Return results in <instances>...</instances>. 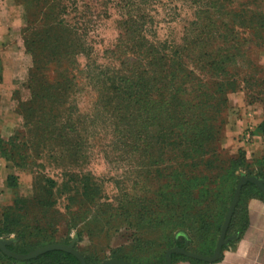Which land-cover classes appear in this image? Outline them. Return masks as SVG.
Here are the masks:
<instances>
[{"label": "rangeland", "instance_id": "obj_1", "mask_svg": "<svg viewBox=\"0 0 264 264\" xmlns=\"http://www.w3.org/2000/svg\"><path fill=\"white\" fill-rule=\"evenodd\" d=\"M60 3L59 9L69 29L83 34L81 39L74 36L78 41L74 42L77 50L82 53L74 56L76 67H71V71L81 81L76 101L69 100L65 104H75L77 110L71 118L63 115L69 119L67 129L73 130L75 121L84 119L78 114H96L95 75L107 72L121 77L125 75L124 63L129 68H136L138 49L133 47L131 38L142 42L146 48L152 43L164 54L163 61L168 63L165 67L154 63L155 70L146 75L147 83L165 94L176 86L188 92L186 98L191 99L194 80L187 82L185 77L173 79L169 76L164 81L161 71L170 70L176 63V50L186 58L181 59L182 64L192 69L188 58L196 57H192V46L185 47V51L181 49L184 40L192 44V39L202 37L201 32H205V26L210 23L217 31L211 39L220 42L223 25L232 21L231 16L249 11L256 15L250 16L249 24L241 30L235 26L238 33L226 34L230 42H244L235 53L239 54L236 57L238 64L230 72L246 81L237 79L239 86L226 91V102L220 107L209 101L207 107L195 105L191 108L194 102H186L189 110L203 113L206 121L196 119L183 124L179 114L174 116L176 110L171 104H159L155 100L146 112L149 115L155 112L153 119L145 121L147 116L141 117L132 132L127 128L116 129L103 117L93 123L92 117H88L75 127V131L86 128L87 132L80 134L82 146L74 160L64 154L58 159L60 149L56 146H52L57 153L55 158L44 150L37 152L33 147L35 139L25 131L18 115L19 121L12 134L15 139L0 144L1 165L9 163L18 172L12 177L11 186L0 192V221L2 209L18 199V207L24 208L15 210L25 215L20 228L25 223L31 226L32 216L42 217L41 224L49 221L58 226L55 233L58 238L71 221L69 226L74 225L70 233L72 240L75 228L85 231L81 240L75 239V243L86 254H94L104 261L114 259L112 251H117L131 262L152 264L161 259L164 250L171 248L167 233L173 228L178 229L177 220L181 216L185 226L188 224L189 227V231H181V228L176 231V234L182 232L185 235L182 246L185 245L188 251L210 256L235 177L240 174V177L256 176L264 180V134L260 130L264 123V100L260 99L261 96L264 98V0H61ZM0 10L17 24L21 23L9 28L2 43L3 50L19 54L13 59L17 77L13 79L11 100L2 105L15 111L14 91L18 90L21 100L28 96L23 85L31 58L24 52L25 39L20 31L24 25L22 7L14 0H0ZM246 39L248 41H244ZM85 79L89 84L84 82ZM203 80L210 83L208 79ZM185 108L178 106L177 113ZM195 124L213 128L212 140L203 141L207 145L199 150L193 141L195 136L189 131ZM79 138L75 139L79 141ZM68 144L66 141L63 147L67 148ZM234 165H238L237 171L232 174ZM35 192L47 200L44 210L24 202ZM242 205L248 222L244 233L235 230L227 233L226 236L237 237L222 249L219 260L206 264H220L226 254L234 252L250 229L264 230V200L244 196ZM191 208L203 210L201 217L189 216ZM150 219L158 225L147 235L151 241L144 244L142 238L146 235L143 234L151 230H145L143 226ZM4 238L14 240V235ZM259 247L264 250V244ZM175 264L191 263L178 260Z\"/></svg>", "mask_w": 264, "mask_h": 264}, {"label": "trees", "instance_id": "obj_2", "mask_svg": "<svg viewBox=\"0 0 264 264\" xmlns=\"http://www.w3.org/2000/svg\"><path fill=\"white\" fill-rule=\"evenodd\" d=\"M14 1L16 5L22 7L24 13V25L21 26L20 31L25 39L24 52L31 58V64L28 68L27 77L23 85L28 92V96L25 100H21L18 90L14 91V97H16L17 101L15 111L20 116L25 131L32 134V137L35 139L33 147L37 148V152L41 153L42 150H44L46 154L53 155L52 157L55 158L57 153L54 151L55 147L53 148L52 146H56L60 149L58 151V159L64 154V157H69L68 159L70 160H74L75 157L77 158L78 150L82 146L81 132H87L86 128H80L83 131H75V127L83 124V121L88 119V117H92V123L95 119L103 117L104 119L110 120L111 124L116 129L127 128L128 132H132L135 126L139 125L141 117L147 116L146 119H153L155 112H151L150 115L146 112L149 111L152 107L150 106L151 103L155 100V103L171 104L176 110L175 113H173L174 116L177 117V114H179L183 124H189L196 119H199V121L202 119L206 121L203 113L201 114L199 112V114H196L192 110H189L187 107L188 103L186 102H194L191 108L195 105L207 107L206 104H209V101L215 102V107H220L226 102L224 98L226 91L235 89L239 86L237 79L240 77L236 78L230 71L238 64V62H236V57L239 54L235 55V53L240 50V47L244 44V42H230V40L226 38V34L240 32L235 29V26L237 29L241 30L242 27H246V24H249L248 21L250 20L248 19L250 16H256L249 11L242 13L245 16L234 13V15L231 16L232 21L223 25V40L220 42H215L211 39L215 36L217 31L216 27L214 29V26L210 23L205 26L207 30L201 32L204 35H201L202 37L193 38L192 44L184 40L181 49L185 51V47L192 46V52L194 53L192 57H196L188 58V62L192 69H187L182 64L181 59L186 58L181 55L179 50L174 52V54H176V57H174L176 63L173 64L170 70L166 72L161 71L164 74V81H166V78L169 76H172L173 79L185 77L187 82H192L194 80L195 88L192 89L193 94L191 99L186 98L188 92L176 88V86L170 93L167 92L165 94L158 92L151 84L147 83L149 80L146 79V75L149 71L155 70L152 66L154 63L163 64L164 67L168 66V63L163 61L165 58L164 54L155 49L156 47L152 43L146 48L142 42H137V40L131 38L134 43L133 47L138 49L135 61L136 68H129V66L126 65L127 63H124L123 68L125 70V75L121 77L112 76V74H108L107 72L95 75V80L93 82L96 95L94 107L96 108L95 117L92 116L93 113L90 115L78 114L84 119L75 121L76 124L74 129L71 130L66 127L69 119L64 118L63 115L67 118H71L72 114L77 111L74 107L75 104L68 106H65V104H67L69 100L75 102L77 94L79 93L78 89L81 79L72 74L71 67H76L74 56L79 52L82 53L81 50H77V46L74 42L78 41L74 36L76 35L81 39L83 34L69 29L67 23L64 21L63 13L59 9L61 0ZM255 1L256 0H253V2ZM253 27L256 28V25ZM135 31L136 30L133 32L135 33ZM244 41L248 40L246 39ZM243 56L244 54L242 53L241 58H243ZM159 76L160 75L157 74V77ZM203 79H208L210 83L208 84ZM171 81L172 80H170V82ZM239 81L245 82L246 80L243 77L240 78ZM84 82L89 84L86 79ZM261 97L260 99L263 101L264 98L263 96ZM178 106H186V108L181 110V113H177ZM218 110L220 111V108H218L217 111ZM106 116L108 117L106 118ZM145 121H148V119ZM196 125L197 124L190 127L189 131L192 136H195L193 141L197 143L195 147L199 150L207 145L203 141L208 143L212 140L211 133L213 128L206 125ZM65 128L67 129L66 131ZM260 130H262V134H264V123L260 126ZM78 136L80 137L79 141L75 139ZM13 139H15V137L11 136L7 141H12ZM66 141H68L69 144L67 148H64L63 144ZM2 143H6V141L0 139V144ZM211 149L212 151L215 150L214 147H211ZM0 152L2 154L1 147ZM234 166V169L231 170L232 174L237 171L238 165ZM239 175L235 177L229 200L221 213V218L223 219L236 183L240 178ZM12 177L13 176L7 178L6 184L8 187L11 186L10 182H12ZM214 192L216 193L217 191ZM244 196L259 197L264 200V194L256 186L250 182L246 183L241 189L240 199L232 214L227 233L235 230L243 234L247 228V216L242 207ZM24 202L28 205H33V208L41 210H44L48 205L47 200L42 199L36 192L29 199H25ZM22 208L21 206L18 207V199H14L11 206L8 205L5 209H2L0 238L14 235V242L7 247L8 250L17 254H26L40 246L53 243L68 244L72 240L70 233L73 231L72 228H74V225L69 226L71 221H68L67 228H63L66 231L62 237L58 238L55 236L58 226L49 221H46L45 224H41L42 217L32 216V225L30 226L28 223H25L22 225V228H20L21 223L25 219V215H20L15 209L21 210ZM191 211L192 214L187 215L200 218L203 214V210L197 211L196 208H191ZM157 225L158 222H153L152 219L145 222L143 227L146 228L145 230L151 231H145L146 233L143 235H146V237H141L144 244L151 241L148 239L147 235H150ZM186 226L183 218L179 216L176 227L178 229L181 228V231H189L188 224ZM201 228H204V226L202 225ZM178 229L175 230V228H173L167 233L171 245L169 247L171 248L174 246L183 247L182 244L185 242L186 238L182 232L180 233L181 235L176 234ZM74 231L75 239L81 240L85 231L83 229L76 230V228ZM158 244H160V242ZM74 248L82 254L86 264H99L102 262L101 259H97V256H94V254H86L81 251L76 243ZM165 251L166 250L161 254V259L152 264H165ZM112 258L130 261L128 257L117 251H112ZM171 260V264H175L178 260H187L191 264H206L203 261L188 258L180 254H172ZM0 263L80 264L76 257L62 250H51L26 261H18L0 252Z\"/></svg>", "mask_w": 264, "mask_h": 264}, {"label": "crops", "instance_id": "obj_3", "mask_svg": "<svg viewBox=\"0 0 264 264\" xmlns=\"http://www.w3.org/2000/svg\"><path fill=\"white\" fill-rule=\"evenodd\" d=\"M18 24L21 23L18 22ZM18 24L16 20L11 19L9 14L0 10V139L3 141H7L12 136L19 121L16 111L10 107L2 106L8 104L12 97L13 79L14 76L17 77L14 74L13 59L19 54L12 52V50H3L2 43L9 28ZM17 173L11 164L1 165L0 192L6 190L7 178L15 176ZM263 244L264 230L253 231L250 229L242 237L241 242L237 244L234 252L226 254L220 264H264V250L259 247Z\"/></svg>", "mask_w": 264, "mask_h": 264}, {"label": "water", "instance_id": "obj_4", "mask_svg": "<svg viewBox=\"0 0 264 264\" xmlns=\"http://www.w3.org/2000/svg\"><path fill=\"white\" fill-rule=\"evenodd\" d=\"M248 182L252 183L264 194V180L263 179H259L256 176H244V175H242L239 178L238 182L236 183L232 199L227 208L223 223L221 225L215 248L210 256H205L202 254L188 251L185 245L183 247L174 246L165 251V255H164L165 264H171L172 254H180L185 257L200 260L206 263H214L217 260H219L222 255V249L225 246H227L230 241H233L237 237L236 235L226 236V234H227V229H228V225L230 223L232 214L239 201L241 189ZM13 241H14L13 238H0V252L4 254L5 256L16 259L18 261H26L29 259H33L51 250H62L76 257L80 264H86L85 259L82 256V254L74 248L75 238L72 241H70L68 244H63V243L47 244L44 246H40L34 250H31L26 254H17V253H14L8 250L7 247L10 244H12ZM99 264H142V263H133V262H129V261L121 260V259H107V260L102 261Z\"/></svg>", "mask_w": 264, "mask_h": 264}, {"label": "built area", "instance_id": "obj_5", "mask_svg": "<svg viewBox=\"0 0 264 264\" xmlns=\"http://www.w3.org/2000/svg\"><path fill=\"white\" fill-rule=\"evenodd\" d=\"M0 167H1V163H0Z\"/></svg>", "mask_w": 264, "mask_h": 264}]
</instances>
